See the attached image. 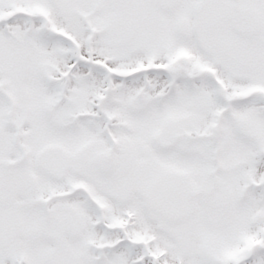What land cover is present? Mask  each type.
<instances>
[{
    "label": "snow or ice",
    "instance_id": "obj_1",
    "mask_svg": "<svg viewBox=\"0 0 264 264\" xmlns=\"http://www.w3.org/2000/svg\"><path fill=\"white\" fill-rule=\"evenodd\" d=\"M0 264H264V0H0Z\"/></svg>",
    "mask_w": 264,
    "mask_h": 264
}]
</instances>
